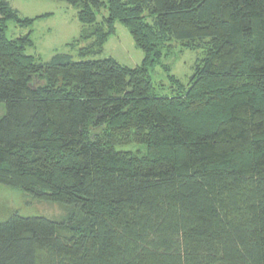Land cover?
<instances>
[{
    "label": "trees",
    "instance_id": "16d2710c",
    "mask_svg": "<svg viewBox=\"0 0 264 264\" xmlns=\"http://www.w3.org/2000/svg\"><path fill=\"white\" fill-rule=\"evenodd\" d=\"M58 1L76 59L42 62L0 0V186L68 210L0 221V264H264V0ZM117 22L135 67L98 57Z\"/></svg>",
    "mask_w": 264,
    "mask_h": 264
},
{
    "label": "rangeland",
    "instance_id": "374dc122",
    "mask_svg": "<svg viewBox=\"0 0 264 264\" xmlns=\"http://www.w3.org/2000/svg\"><path fill=\"white\" fill-rule=\"evenodd\" d=\"M9 4L21 17L36 18L45 15L35 19L28 27H19L16 23L9 22L6 32L9 38L31 31L34 46L28 52L40 61H48L55 53H67L76 59V48L66 45L76 40L81 30L73 6L58 0H9ZM201 55L200 50H181L179 45H176L172 55L164 59L163 63L170 67L171 74L185 84L195 61ZM98 57H112L122 65L135 67L141 63L143 52L135 47L126 27L117 22L115 33L108 38L103 53ZM152 77L158 85L159 83H163V87L169 85L167 73L160 66L155 67ZM67 212V208L60 203L39 201L20 190L0 186V221L13 213L61 220Z\"/></svg>",
    "mask_w": 264,
    "mask_h": 264
}]
</instances>
